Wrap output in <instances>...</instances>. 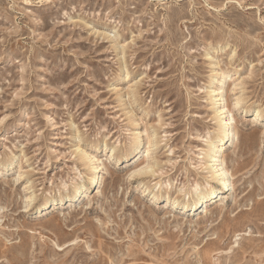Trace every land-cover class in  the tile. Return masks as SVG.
Returning a JSON list of instances; mask_svg holds the SVG:
<instances>
[{
  "label": "rangeland",
  "instance_id": "rangeland-1",
  "mask_svg": "<svg viewBox=\"0 0 264 264\" xmlns=\"http://www.w3.org/2000/svg\"><path fill=\"white\" fill-rule=\"evenodd\" d=\"M213 65L242 83L237 135L219 152L232 189L181 211L165 198L212 183L202 165ZM125 111L155 130V146L130 152ZM76 146L106 170L88 198L38 211L81 181ZM112 147L124 155L107 161ZM152 155L154 175L126 179ZM3 159L0 264H264V0H0Z\"/></svg>",
  "mask_w": 264,
  "mask_h": 264
},
{
  "label": "bare ground",
  "instance_id": "bare-ground-1",
  "mask_svg": "<svg viewBox=\"0 0 264 264\" xmlns=\"http://www.w3.org/2000/svg\"><path fill=\"white\" fill-rule=\"evenodd\" d=\"M212 68V73L207 78V88L206 90V99L208 101V106L212 109L213 112V119L215 120V135L214 137L208 138L207 145L203 150V159L204 163L202 166L209 169L210 173V180L212 183L208 184H199L194 183L191 187L193 189V194L188 196H183L180 199V195L175 196L174 198H165V206H169L171 208L188 210V209H196L205 205L204 210H206V204L213 199H216L220 192L228 191L232 189V172H229L226 166L225 159L223 155H219L220 149L225 143V141L230 137H235L237 135V128L235 124L238 122L233 114L231 113L232 109L240 106L242 104L241 97L235 96V91L238 88L240 83H236L235 80L230 81L231 76L228 72H213L215 65ZM132 88V87H130ZM229 89L230 101L227 100V90ZM132 96L135 95L134 90H131ZM224 100V101H222ZM126 116L129 119V122H134L136 125V131L132 133L133 140L132 143L129 145V150L133 154L141 153L145 149L144 140L147 139V144L150 148L157 144V135L155 130H153L150 134L147 132L146 128L141 126L140 121H136L134 119V115L130 113V111H125ZM253 118L251 122L258 121L261 118L260 111L257 110L253 112ZM79 146H76L74 152L79 155L80 160L82 161V170L77 175L81 178V181H77L72 185V191H65V192H58L57 194H50L49 197L44 199L41 203L38 204L39 208L37 209L40 211L41 209H45L51 206H59L64 205L67 202H78L82 197L88 198V192L90 191L89 185L95 184L98 175L102 170H106L104 161L95 158V156L85 150H78ZM147 150V154H148ZM115 147L109 149V151L105 154L107 161H112L114 159L121 158L124 154L118 153ZM127 153V152H126ZM15 157V156H14ZM8 159L0 160V167L4 166L7 163ZM143 163L142 166H139ZM135 171H132L126 179H130L135 175H154L158 167V161L152 155L149 159H144L143 161L139 162ZM156 167V168H155ZM241 167L236 168L237 172ZM24 174L20 172L17 175V179L21 178ZM160 185L159 181L155 182L153 188L157 185ZM94 186V185H93ZM139 187L143 188V192L151 195L153 200H157L159 195L156 191L149 190V186L139 182ZM23 189H26V186H23ZM59 190V189H58ZM169 188L166 187V193L169 192ZM181 193V191H179ZM214 196V197H213ZM36 195L34 192L24 195L23 204L24 208L30 207L36 200ZM3 208V207H1ZM264 209V207H263ZM27 211V210H25ZM40 224V223H39ZM31 234L33 231L29 230ZM216 242H211L210 244L206 245L204 250L205 256L211 252L214 248ZM1 246V245H0ZM22 246V245H21ZM56 246H62L61 244H57ZM213 246V247H212ZM6 251L0 249V254L5 253ZM18 259L17 257H15Z\"/></svg>",
  "mask_w": 264,
  "mask_h": 264
}]
</instances>
